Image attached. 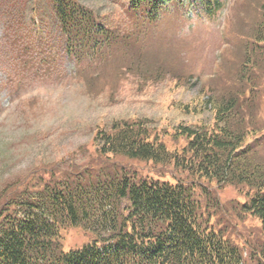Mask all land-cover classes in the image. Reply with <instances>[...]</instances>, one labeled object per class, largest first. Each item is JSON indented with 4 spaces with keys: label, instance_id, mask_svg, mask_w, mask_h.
I'll use <instances>...</instances> for the list:
<instances>
[{
    "label": "trees",
    "instance_id": "16d2710c",
    "mask_svg": "<svg viewBox=\"0 0 264 264\" xmlns=\"http://www.w3.org/2000/svg\"><path fill=\"white\" fill-rule=\"evenodd\" d=\"M171 1L181 3L127 0L150 19ZM188 1L207 16L221 7L219 0ZM50 2L71 58L92 55L112 38L79 1ZM254 28L235 86L201 101L211 121L176 127L185 138L180 148L152 137L146 120L115 121L95 131L85 163L55 162L1 187L0 264H264V237L244 246L226 232L241 214L255 217L264 234V10ZM132 160L165 166L172 181L134 173ZM228 185L243 200L223 222L217 190ZM70 227L88 238L64 248L62 231Z\"/></svg>",
    "mask_w": 264,
    "mask_h": 264
},
{
    "label": "rangeland",
    "instance_id": "374dc122",
    "mask_svg": "<svg viewBox=\"0 0 264 264\" xmlns=\"http://www.w3.org/2000/svg\"><path fill=\"white\" fill-rule=\"evenodd\" d=\"M77 1L113 38L75 63L64 50L50 0H0V188L55 162L85 163L95 131L115 121L146 120L151 136L166 147L183 146L176 127L211 121L201 101L235 86L246 42L264 10V0H222L223 8L205 17L187 4L170 3L149 21L127 0ZM259 98L264 119V88ZM127 166L138 175L172 179L160 164L132 160ZM218 195L224 209L215 210L224 211L225 222L243 194L228 185ZM238 215L226 229L230 237L244 246L264 237L255 217ZM62 237L64 248L88 238L77 227Z\"/></svg>",
    "mask_w": 264,
    "mask_h": 264
}]
</instances>
